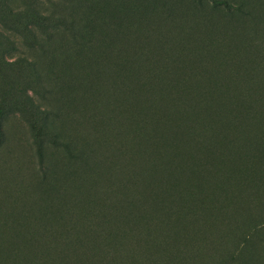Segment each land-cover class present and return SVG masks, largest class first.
<instances>
[{
    "label": "rangeland",
    "instance_id": "obj_1",
    "mask_svg": "<svg viewBox=\"0 0 264 264\" xmlns=\"http://www.w3.org/2000/svg\"><path fill=\"white\" fill-rule=\"evenodd\" d=\"M207 1L0 0V264H30L29 234L42 224L53 229L69 211L74 219L86 210L103 214L116 227L123 185L141 200L156 184L175 182V160L183 162L175 158V110L192 104L175 82L200 78L191 75L190 48L217 37L243 47L253 32L245 18ZM201 63L220 84L230 80L220 57ZM178 139L193 167L182 180L210 191L222 163L191 141L185 124ZM241 157L233 169L253 164ZM246 170L247 180L264 181L263 169ZM235 186L212 197L215 217L199 212L186 232L166 224L168 245H183L182 264H215L208 245L228 239L242 249L240 264H264V187L249 202L252 185L242 193ZM169 204L151 212L162 217Z\"/></svg>",
    "mask_w": 264,
    "mask_h": 264
},
{
    "label": "trees",
    "instance_id": "obj_2",
    "mask_svg": "<svg viewBox=\"0 0 264 264\" xmlns=\"http://www.w3.org/2000/svg\"><path fill=\"white\" fill-rule=\"evenodd\" d=\"M197 1L204 4L207 0ZM207 2L217 11L224 9L231 16L245 18L253 32L250 42L243 47H232L230 41L225 43L222 37H217L209 46L202 44L200 50L194 43L190 48L189 56L193 59L191 75H200V78L191 77L175 82L177 94L191 97L192 103H182L181 111L178 108L175 110V158L183 161L178 163L175 160V182L156 184L154 190L146 194L148 198L151 195L154 197H142L141 200L138 194H129L123 185L120 191L122 221L114 228L103 214L98 218L93 216L91 210L80 212L78 219L73 218L75 214L72 211L64 216L59 215L63 217L58 219L57 226L53 224V229L46 224L40 225L26 241V246L32 248L25 251L27 263L182 264L180 255L184 254L183 245L175 246V250L168 245L164 234L167 223L173 222L175 227L186 232L185 226L192 221L199 222V212L205 210L211 218L218 215L212 213L217 209L212 197L222 198L221 186L225 184L227 188L236 184V188H243L241 193L247 185H252L250 194L245 197L249 202L260 197L264 181L256 177L247 180L243 173L249 172L246 169L264 171V0ZM195 36H198L197 33L193 34V41ZM205 57L208 62L220 57L224 69L229 70L225 76H229L230 80L220 84V75L213 74L201 63ZM204 114L210 116L207 123L203 121ZM199 119L202 121L200 126L187 127L188 123L199 122ZM179 123L185 124V133L192 135L194 140L191 141L196 146H208L210 158L215 157L222 163L219 178H211L215 186L210 191L205 187L198 191L191 179L182 180V174L187 176L193 167L183 156L185 148L183 140L181 143L178 139ZM252 133L253 141L250 138ZM152 139L166 141L167 150H174L172 141L157 136ZM239 156H244L241 158L246 159V164L250 161L253 164L244 169L241 165L240 170L233 169V159ZM191 158L192 161L196 160L195 156ZM201 169L210 175L206 166L202 165ZM164 201L170 203L168 212L162 217L155 216L151 206H158ZM27 216L28 213L25 218ZM236 242L222 240L217 247L210 243L211 254L208 257L214 259L215 264H240L242 249L237 250L239 244ZM8 264L15 263L9 261Z\"/></svg>",
    "mask_w": 264,
    "mask_h": 264
}]
</instances>
